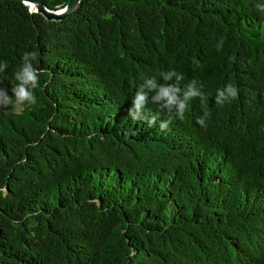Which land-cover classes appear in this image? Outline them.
I'll use <instances>...</instances> for the list:
<instances>
[{"label": "trees", "instance_id": "obj_1", "mask_svg": "<svg viewBox=\"0 0 264 264\" xmlns=\"http://www.w3.org/2000/svg\"><path fill=\"white\" fill-rule=\"evenodd\" d=\"M259 2L82 0L49 21L0 0L8 76L24 51L45 69L35 105L0 107V264H264ZM170 68L207 103L165 131L133 121L137 86ZM228 81L238 96L217 106Z\"/></svg>", "mask_w": 264, "mask_h": 264}, {"label": "clouds", "instance_id": "obj_2", "mask_svg": "<svg viewBox=\"0 0 264 264\" xmlns=\"http://www.w3.org/2000/svg\"><path fill=\"white\" fill-rule=\"evenodd\" d=\"M257 7L264 9V0H260ZM220 47L221 44H218L217 48ZM37 56L36 51H24L19 64L12 71L11 77L7 74L8 63L0 60V85L4 80H8L11 86V95L8 89L0 86V107L10 106L14 111H20L37 103L35 90L40 87L41 77L45 73V69L37 64ZM183 81V74L174 68L162 71L159 78L144 79L143 83L137 86L135 94L131 98L127 116L133 121H146L149 127L158 124L160 131L169 129L175 119L183 118L189 103L194 98H199L201 104L208 101V96L203 91V85L192 81L182 86ZM237 96V85L228 81L216 88L213 101L215 105L222 107L232 102ZM150 104H156L159 109L165 110L166 117L161 119L160 111H152L149 107ZM208 115L207 111L203 112L196 118V123L205 127Z\"/></svg>", "mask_w": 264, "mask_h": 264}, {"label": "water", "instance_id": "obj_3", "mask_svg": "<svg viewBox=\"0 0 264 264\" xmlns=\"http://www.w3.org/2000/svg\"><path fill=\"white\" fill-rule=\"evenodd\" d=\"M27 5L31 12L43 15L49 21L63 20L78 11L82 0H69L67 5L59 10L48 9L40 0H20Z\"/></svg>", "mask_w": 264, "mask_h": 264}]
</instances>
